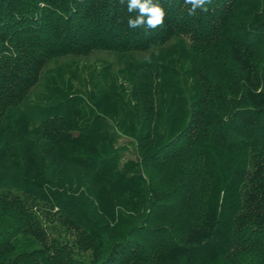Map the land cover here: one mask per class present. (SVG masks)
I'll return each instance as SVG.
<instances>
[{"label":"trees","instance_id":"16d2710c","mask_svg":"<svg viewBox=\"0 0 264 264\" xmlns=\"http://www.w3.org/2000/svg\"><path fill=\"white\" fill-rule=\"evenodd\" d=\"M160 3L0 0V264H264V0Z\"/></svg>","mask_w":264,"mask_h":264},{"label":"clouds","instance_id":"9594fccd","mask_svg":"<svg viewBox=\"0 0 264 264\" xmlns=\"http://www.w3.org/2000/svg\"><path fill=\"white\" fill-rule=\"evenodd\" d=\"M120 4H124L125 0H119ZM212 0H184L185 5L190 6L188 15H195L197 9L208 11L205 7L211 4ZM127 11L129 13H137L134 18L128 19V25L131 29L144 28L147 30H155L158 27H164L167 12L161 5L160 0H127Z\"/></svg>","mask_w":264,"mask_h":264},{"label":"rangeland","instance_id":"374dc122","mask_svg":"<svg viewBox=\"0 0 264 264\" xmlns=\"http://www.w3.org/2000/svg\"><path fill=\"white\" fill-rule=\"evenodd\" d=\"M147 53H148V51H146V52H134V56L136 58H141V57L145 56ZM104 61L107 63H111L113 65L114 69H117L120 65V63L118 61L117 54L115 52L96 50V51H93L86 56L68 55V56L57 58L55 60H51L46 64V66L44 67L43 70L51 68L55 64H62V63H67V62H76L79 65L85 64V65L100 66L101 63ZM41 82H42V79L40 78L38 80L37 84L31 89V91H30L31 96H34L40 92V90H41L40 83Z\"/></svg>","mask_w":264,"mask_h":264}]
</instances>
